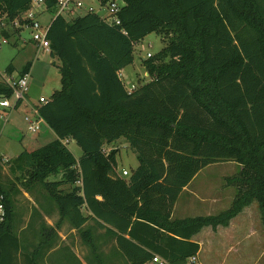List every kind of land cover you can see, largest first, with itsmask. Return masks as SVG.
I'll return each instance as SVG.
<instances>
[{
	"label": "trees",
	"instance_id": "16d2710c",
	"mask_svg": "<svg viewBox=\"0 0 264 264\" xmlns=\"http://www.w3.org/2000/svg\"><path fill=\"white\" fill-rule=\"evenodd\" d=\"M31 1L0 0V12L23 25ZM120 1L118 25L93 10L70 19L56 15L49 24V54L59 61L53 63L61 85L38 111L55 137L20 152L14 167L28 172V186L42 185L59 219L55 227L40 222L38 246L22 251L14 203L0 185L6 206L0 264H41L64 220L92 249L94 238L83 225L91 220L106 229L129 264H158L156 256L186 264L200 249L195 234L227 226L253 201L264 227V0ZM56 4L45 0L47 11L55 13ZM21 29L0 33L9 39ZM151 32L163 46L141 58L149 80L128 92L118 72L133 63L134 44ZM11 94L0 80V97ZM119 138L138 160L127 178L116 173L117 149L104 148ZM70 140L81 148L78 158ZM219 161L241 165L231 205L172 219L183 188Z\"/></svg>",
	"mask_w": 264,
	"mask_h": 264
},
{
	"label": "rangeland",
	"instance_id": "374dc122",
	"mask_svg": "<svg viewBox=\"0 0 264 264\" xmlns=\"http://www.w3.org/2000/svg\"><path fill=\"white\" fill-rule=\"evenodd\" d=\"M81 1L82 6L75 7L73 14L66 11L62 16L70 19L83 14L88 9H92L101 17H105L108 14L107 6L103 5L100 0ZM44 8L43 4L35 5L34 12L38 13L36 19L43 26H46L51 22L54 13L44 10ZM30 38V29L25 27L20 31L18 36H12L3 42L0 48V79L2 78L1 74H8L6 71L8 65H13L12 76H16L21 73L25 65L30 63L29 71L31 76L28 82L26 100L32 104H36L40 96L49 98L55 88H60V76L55 65L59 61L52 58L46 49L38 51L36 44ZM162 46V37L158 33H148L139 42L134 44V62H139L141 58H146L147 53L155 54ZM138 68L136 72L138 74L133 77L132 81L125 80V85L129 86L131 82L134 85H139L148 78L147 75H144V71L140 65ZM11 102L13 103V99H11ZM30 113L31 109L24 103L19 104L16 108H0V154L2 155L0 185L7 190L10 199L14 203V230L21 240L22 251H31L38 246L40 240L39 223L41 222V212L39 211L40 209H44L50 213L51 206L53 205L41 184L35 183L28 186L30 179L27 178L28 172L14 167V158L20 152L25 149L36 148L53 138L52 132L43 123L40 124V129L36 132L28 130L24 116ZM113 145L118 149L116 153L117 169L120 173L124 169L130 174L138 165L135 152L123 138L115 140ZM68 148L76 156L82 153L81 148L73 140L68 143ZM240 170L241 165L233 161H219L209 164L197 172L191 189L195 190L198 183L202 184L204 188H208L210 185L207 184L211 181L214 183V188H217V182H219L220 189L218 188V190L220 191L221 207L218 212H220L231 205L237 194L235 182L240 174ZM58 175L62 176V173ZM58 175H52L49 179L51 180ZM196 199L197 205L198 198ZM250 207L256 210L255 218L259 217L260 222L259 224L256 222V224L262 225L257 202L253 201ZM58 229L59 234L54 239V245L46 249L45 255L40 260L41 264H77L74 262V258L71 257L72 254L79 256L87 264H99L101 249L98 242L92 239L94 248L89 247L81 236L80 231L75 228L73 229L66 220L60 224ZM255 249V246H253L252 252L249 250L246 252L255 253ZM255 256L257 257V253H255ZM257 260L254 264H264V227L263 254ZM186 264L199 263L197 261L193 263L188 261Z\"/></svg>",
	"mask_w": 264,
	"mask_h": 264
},
{
	"label": "crops",
	"instance_id": "0c3cea01",
	"mask_svg": "<svg viewBox=\"0 0 264 264\" xmlns=\"http://www.w3.org/2000/svg\"><path fill=\"white\" fill-rule=\"evenodd\" d=\"M74 9L75 7L70 9L68 12L73 14ZM140 62L141 61L134 62L133 60V63L131 65L121 69L118 72L119 77L124 85L126 83L125 80L132 81L133 77L138 74L136 72L139 65L142 67L144 75L148 76L147 71H145L142 63ZM131 67L132 69H130ZM8 74L12 75V72H8ZM147 80H149V76L145 81ZM131 84L133 83L131 82L130 85ZM130 85H125L126 89L130 88ZM47 128L49 127L47 126ZM50 131L52 132L54 138V132L51 129ZM71 141L72 140H70L69 142ZM104 148L106 152L117 149V147L113 145V142L110 144H106ZM71 152L76 158L81 155L80 154L79 156H76L73 151ZM117 168L116 173L121 177L130 175L124 169L120 173ZM60 178L61 175H58L51 180ZM195 179L196 176H194L193 179L180 192L173 207L171 215L172 219H184L187 217L218 213L219 208L221 207V198L219 194L220 191L218 190L219 182H217V188H214L213 181L207 184L210 185V187L208 188H204L202 184L198 183L195 187V190H193L191 189V185L193 184V181ZM196 198H198L197 205ZM50 211L51 212L48 213L47 210L40 209L39 212H41V224L44 223L47 226L55 227V224L59 219V212L54 204L51 206ZM255 214L256 210L254 208H251L249 205L244 207L237 216L231 219L227 226H218L216 230H213L211 227L207 226L204 227L200 232L195 234L192 237V240L198 242L200 245V249L196 254L195 261H197L199 264H254L255 262H257V258H259L261 254H263V226L258 225L260 222L259 217L255 218ZM54 218L56 219L54 220ZM256 222L258 224H256ZM83 227L84 229L90 230L89 232L93 236L94 241L98 242L99 244V248L101 249L99 264H129V261L127 260L125 255L117 247L115 237L111 233L107 232L104 228L97 227L91 220L87 221L83 225ZM56 230L59 234V229L56 228ZM253 246H255L256 248L254 251L255 253H257V257L255 256V253L246 252L248 250L252 252L251 249L253 248ZM74 262L77 264H87L86 261L81 259L76 254Z\"/></svg>",
	"mask_w": 264,
	"mask_h": 264
},
{
	"label": "built area",
	"instance_id": "2783aa9c",
	"mask_svg": "<svg viewBox=\"0 0 264 264\" xmlns=\"http://www.w3.org/2000/svg\"><path fill=\"white\" fill-rule=\"evenodd\" d=\"M57 9L54 13L56 15H62L64 12L69 11L73 7H81V0H56ZM43 4L45 6V0H32L30 7L22 12L21 17L23 19H27L28 22L20 25L18 19L7 20V16L5 14H1L0 12V29L1 28H10L21 26L23 28H29L31 32V38L37 47V50L46 49L49 51L50 42L47 36L49 25L43 26L37 19V14L34 12L35 5ZM108 14L103 17L104 20L110 24L118 25L120 24V19L118 17V12L120 10L121 1L120 0H108L106 3ZM46 10V6L44 8ZM92 10V9H88ZM47 11V10H46ZM53 16V17H54ZM50 24V23H49ZM21 29V30H22ZM8 39L0 33V48L2 47L3 42ZM151 56V54L147 53V57ZM30 71L25 70L16 76H12L9 74H1V81H4L9 87L12 89L11 97H0V108H16L19 104L24 103L29 106L31 109V113L24 116V120L26 121L27 128L31 132H36L40 129V124L43 123L47 126L44 119L40 116L38 107L48 101V98L40 96L38 99V103L32 104L29 102L26 97V93L28 91V82L30 79ZM135 85L131 84L130 88H128V92H131L134 89ZM13 99V103L11 102ZM7 161V159H6ZM6 217V206H5V196L0 192V222L4 221ZM155 260L158 264H166L165 260L160 258L159 256L155 257ZM196 260L194 256L189 258V261L193 263Z\"/></svg>",
	"mask_w": 264,
	"mask_h": 264
}]
</instances>
